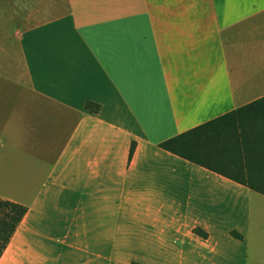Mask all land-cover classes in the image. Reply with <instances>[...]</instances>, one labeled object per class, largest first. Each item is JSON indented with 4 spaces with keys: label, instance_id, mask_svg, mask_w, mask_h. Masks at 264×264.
<instances>
[{
    "label": "crops",
    "instance_id": "1",
    "mask_svg": "<svg viewBox=\"0 0 264 264\" xmlns=\"http://www.w3.org/2000/svg\"><path fill=\"white\" fill-rule=\"evenodd\" d=\"M0 199V264H264V0H0Z\"/></svg>",
    "mask_w": 264,
    "mask_h": 264
},
{
    "label": "trees",
    "instance_id": "2",
    "mask_svg": "<svg viewBox=\"0 0 264 264\" xmlns=\"http://www.w3.org/2000/svg\"><path fill=\"white\" fill-rule=\"evenodd\" d=\"M85 107L89 110H95L97 104L87 101ZM207 126L208 123L179 133L171 138L163 140L159 143V146L189 161L212 167L200 154V134ZM24 213L25 207L23 205L0 199V255Z\"/></svg>",
    "mask_w": 264,
    "mask_h": 264
},
{
    "label": "rangeland",
    "instance_id": "3",
    "mask_svg": "<svg viewBox=\"0 0 264 264\" xmlns=\"http://www.w3.org/2000/svg\"><path fill=\"white\" fill-rule=\"evenodd\" d=\"M240 223V222H239ZM224 224H225V226H231V225H233V222L232 221H226L225 220V222H224ZM231 234H233L234 236H237L238 235V233L237 232H234V231H231ZM229 254H230V256L232 255V253H231V248L229 249ZM251 257V255L249 254V257H248V260H249V258ZM252 258V257H251ZM247 260V258H246V256H245V261Z\"/></svg>",
    "mask_w": 264,
    "mask_h": 264
}]
</instances>
